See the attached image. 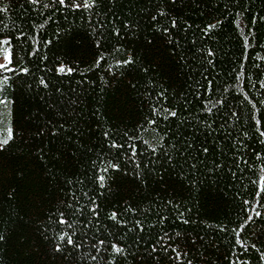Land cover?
I'll use <instances>...</instances> for the list:
<instances>
[{"label": "trees", "instance_id": "16d2710c", "mask_svg": "<svg viewBox=\"0 0 264 264\" xmlns=\"http://www.w3.org/2000/svg\"><path fill=\"white\" fill-rule=\"evenodd\" d=\"M83 4L0 0V264H264V0Z\"/></svg>", "mask_w": 264, "mask_h": 264}, {"label": "snow or ice", "instance_id": "6c2138e0", "mask_svg": "<svg viewBox=\"0 0 264 264\" xmlns=\"http://www.w3.org/2000/svg\"><path fill=\"white\" fill-rule=\"evenodd\" d=\"M32 2H33V3H37L38 0H32ZM58 2H59L61 5L65 4V0H58ZM94 2H95V0H84L83 7H84V8H89V7H91V6L94 4ZM73 7L79 8V7H81V5H80V4H74ZM214 27H215L214 25H209L207 30H211V29L214 28ZM2 43H3V44H8L9 42H8V41H4V42H2ZM0 50H3V51L5 52V60H6V63H5V64H0V70H3V71H12V69H10V68L8 67V64L11 63L10 56L7 54L8 50H7V49H0ZM209 54H211V53H209ZM127 63H131V60H129ZM23 71L26 72L27 69H23ZM58 71H59L60 73H65V72H67V73H71V72H72V69H71V68H67V69H66L65 66L62 65V66L59 67ZM6 80H7V77H5L3 81H0V83H4V82H6ZM41 82L43 83V81H41ZM0 103H3V101H0ZM208 111H211V109H208ZM168 114H169L170 116H172V117H175V116H176V112H174V111H170V110H169V113H168ZM151 123H155V121H152ZM260 134H261V136H264V132H261ZM106 135H107V134H106ZM11 138H12V133H11V130H9L8 137L5 138V139H0V150L3 149V146H5V145L8 144V142H9V140H10ZM111 147L118 148V147H122V145H118V144L113 143V144L111 145ZM129 147L132 148V155L135 156V154H136L135 146H134V145H130ZM151 150H152L153 153L156 152V148H155V147H152ZM203 151H204V152H207V149L205 148V149H203ZM110 167L115 168V169H118V165H110ZM107 170H108L107 168L104 169V171H107ZM99 179H100V181H101V186H103L102 182H103L104 177L101 176V177H99ZM261 191H264V189H262ZM257 195L259 196L260 193L258 192ZM248 203H249L248 201H245V204H248ZM246 210H248V209H246ZM91 211H92L94 214H96V209H95V207L92 208ZM249 211L254 212L256 217H259V216L261 215V213H260L259 211H257L256 208H252V209H250ZM97 215H98V214H97ZM110 219H112V220H116V214L113 213L112 216L110 217ZM252 219H253V217L250 215V216L248 217V221L250 222ZM183 222H184V223H187V221H183ZM59 223H61V224H67L69 227H71V223H70L69 221H67V220L61 219V220L59 221ZM136 226H137L141 231H143V226L140 225V223H139L138 221L136 222ZM244 227H246V224H245V225H242V226H241V229H240L239 231H236V243H237L240 247H243V248L246 249L247 246H246V245L244 244V242L240 239V235H241V232L243 231ZM73 235H74V233L71 234V235L68 234V233H65V234H63V235L60 236V240H61V241H64V240L66 239V242H67L68 245H73V244H74V240H73V238H72ZM99 243H100L101 245H103V244H104V241H100ZM252 247H255V245H252ZM112 248H113V251H114L115 253H121V252H123V249L120 248L119 246L115 245V244L112 245ZM56 250H57V251L60 250L59 245L57 246V249H56ZM173 251H176V250L173 249ZM262 258H264V254H262ZM177 259H180V254H179V253H177ZM189 264H190V262H189Z\"/></svg>", "mask_w": 264, "mask_h": 264}, {"label": "rangeland", "instance_id": "374dc122", "mask_svg": "<svg viewBox=\"0 0 264 264\" xmlns=\"http://www.w3.org/2000/svg\"><path fill=\"white\" fill-rule=\"evenodd\" d=\"M6 41L5 39H0V49H7V54L9 55V49L7 44H3L2 42ZM5 52L0 50V64H5ZM7 113V105L5 103L0 106V139H5L8 137L9 129L6 120Z\"/></svg>", "mask_w": 264, "mask_h": 264}]
</instances>
